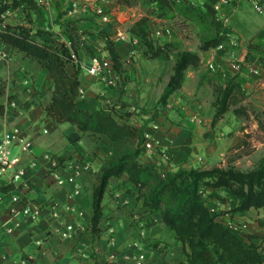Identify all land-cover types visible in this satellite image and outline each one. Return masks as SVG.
I'll return each mask as SVG.
<instances>
[{"label": "crops", "instance_id": "0c3cea01", "mask_svg": "<svg viewBox=\"0 0 264 264\" xmlns=\"http://www.w3.org/2000/svg\"><path fill=\"white\" fill-rule=\"evenodd\" d=\"M72 3L66 14L81 16L80 12L85 9V5L73 11L70 10ZM13 10L19 11L14 8L5 15ZM5 15L4 23L11 24L9 16ZM81 22L90 31L82 36L87 49L81 46L75 54L83 104L88 108H98L109 107L104 102L114 101L117 97L120 101L127 100L126 92H107V86L87 73L85 65L92 54L89 49L97 52L93 55L99 57L105 56L107 51L103 48V37L96 34L94 29H89L85 25L86 21ZM261 24L264 31L263 20ZM3 26L0 23V28ZM106 29L102 28L107 33ZM119 31L120 27L117 26L113 33L107 35L114 38L120 59L124 60L137 45L131 42L135 36L128 29L124 32L129 39L118 40L116 33ZM58 39L70 45L66 36ZM66 69L71 72L73 62L67 63ZM198 82L197 69L188 67L176 94L170 95L177 108L164 110L163 114L153 118L143 113L137 115L133 105L129 106L132 113L125 112L120 107L122 102L112 107L119 122L125 121L142 128L144 137L154 147L149 150L142 147L143 155H140V159L155 163L163 175L167 170L178 167H204L206 161L212 160L210 144H200L197 137L202 132L200 128L203 121L198 114V101L192 100L190 94ZM50 85L51 76L44 67L0 40V104L3 105L0 134L16 128L20 137L30 143L23 153L18 144L10 147L9 155L12 151V156L19 155L15 167H20L22 174L20 180L11 182L9 174L12 169L8 168L5 174L0 175V188L11 184L12 188L8 192L23 195L40 207L37 218H21L19 225L7 232L5 224L8 222L5 220L12 203L8 195L2 196L0 264H134L140 253L144 255L143 264H158L162 260L176 263L184 259L182 245L175 239L173 231L162 225L160 210L151 211L141 204L136 198V188L126 180V173L108 179L101 199V232L97 238H91L87 225L95 177L101 167L113 161L123 148L103 134L94 135L79 130L73 123H58L46 116L43 104L49 98ZM76 160L86 161L89 169L77 176L74 182L57 185L54 175L65 177ZM227 195L225 198L231 201L226 203V208L231 209L235 198ZM220 206L225 204L220 202ZM52 212H56L57 216H53ZM248 212L238 216L243 219L242 232L247 236V241L262 245L264 225L256 220L262 214L255 215V219L251 211ZM67 221L77 223L80 227L74 235L62 237L57 230Z\"/></svg>", "mask_w": 264, "mask_h": 264}, {"label": "rangeland", "instance_id": "374dc122", "mask_svg": "<svg viewBox=\"0 0 264 264\" xmlns=\"http://www.w3.org/2000/svg\"><path fill=\"white\" fill-rule=\"evenodd\" d=\"M73 1L51 0L50 5L45 8L29 5L23 10L17 7L19 11L13 10L5 17H11H8L11 24L22 22L34 28L41 27L55 32L61 38L63 33L59 27L54 26L55 18L59 12L67 13L68 6ZM86 1L80 0V7L84 4L85 9L79 14L90 18L89 22H85L89 29L97 31L106 27L107 33L111 34L117 26L124 31L134 19L147 17L144 27L146 30L166 26L171 32L169 38L145 37L142 34L135 37L137 46L133 53L129 52L127 58L118 60L114 66L118 82L115 86L106 88L107 92H126L127 100L120 101L117 97L114 101L104 102L105 105L112 108L117 102H122L120 107L127 113H132L129 106L133 105L137 115L143 113L150 118L163 114L164 110L176 109L177 104L171 96L177 90L164 103L159 98L172 73L178 53H193L198 58L197 63L188 62L184 72L189 67L197 69L199 74V82L190 94L192 100L198 101V114L203 121L200 128L202 132L197 137L200 144H210L212 148V160L206 161V166L202 168H225L232 165L237 170L246 171L264 163V70L253 75L245 69L233 71L228 67L231 57L255 64L264 57L262 18L246 1L240 0L236 6H223L220 13L212 8L210 3L213 0H194L191 4L188 0H134L131 6L119 4L116 0ZM103 13L108 16L107 21L101 19ZM0 23L4 24L3 17ZM112 39L114 38L108 37L106 45ZM218 41L223 43V48L214 55L217 70H209L205 66L207 51ZM89 50L92 52L91 56L97 53ZM105 56L109 57L107 54ZM229 84L232 85L230 89ZM215 111L222 112L216 119L213 118ZM134 143L135 141L128 140L119 145L127 148ZM236 143L239 146H235ZM12 155L13 151L9 156ZM208 193L210 190L206 188L203 193L205 203L216 210V215H229L242 223L243 219L238 218L239 215L232 214L231 209L226 208V203L231 201L225 198L228 196L226 193L220 191L221 197ZM220 202L225 206L221 207ZM262 210L261 207H251L247 212L251 211L254 218L255 215L262 214L255 218L258 220L264 217ZM237 232L243 234L242 228Z\"/></svg>", "mask_w": 264, "mask_h": 264}, {"label": "trees", "instance_id": "16d2710c", "mask_svg": "<svg viewBox=\"0 0 264 264\" xmlns=\"http://www.w3.org/2000/svg\"><path fill=\"white\" fill-rule=\"evenodd\" d=\"M116 2L131 6L134 0ZM19 4V1L0 4V13L9 6L17 8ZM29 5L36 6L27 1L20 7L24 10ZM146 18H138L131 24L128 28L131 35L149 36L150 31L144 28ZM81 20L89 22L90 18L85 14L69 16L65 11L59 12L55 18L54 24L69 39V46L60 41L55 32L23 23H4L3 28H0V40L36 60L49 72L50 95L43 104L46 116L58 123H73L79 130L94 135L103 134L119 144L128 140L135 141L133 146L123 148L113 161L103 165L95 177L87 225L91 238H97L101 232V199L108 179L126 173V180L136 188V198L149 210H160L162 225L172 230L175 239L182 245L184 259L176 263L162 260L158 264H264V244L247 241L243 234L217 219L209 211L203 194L206 188L210 190L208 194L216 197H221L220 191L233 194L235 204L231 208L232 214H245L251 207L264 210V163L246 171L237 170L232 165L225 168L178 167L167 170L163 175L155 163L142 161L140 155L146 139L142 128L125 121L119 122L112 108H88L83 104L79 93V65L70 58L71 51L76 54L79 47H85L82 36L90 33L83 27ZM96 34L103 37V48L114 68L118 60H121L115 41L112 39L106 45L108 33L102 28ZM197 60L193 53H178L172 73L160 95L161 102L164 103L180 87L187 63L192 61L196 64ZM69 62H73L71 72L66 69ZM231 84L228 89L232 88ZM2 112L3 105L0 104V114ZM221 113L215 111L213 118H218ZM235 146H239V143ZM11 188V184L2 186L0 192L7 193ZM258 223L264 225V217L258 219Z\"/></svg>", "mask_w": 264, "mask_h": 264}, {"label": "built area", "instance_id": "2783aa9c", "mask_svg": "<svg viewBox=\"0 0 264 264\" xmlns=\"http://www.w3.org/2000/svg\"><path fill=\"white\" fill-rule=\"evenodd\" d=\"M14 1H19L20 4L18 7L22 6L25 2L30 1L33 4H35L38 7H48L50 5L51 0H0V4H10ZM84 2L86 0H83ZM105 0H103L104 2ZM175 2H180L181 0H173ZM190 3H193L194 0H188ZM240 0H213L210 4L212 8L216 11V13H220L223 6H236L239 3ZM248 3L250 8L258 14L263 22H264V0H244ZM80 0L73 1L72 9L75 10L78 8ZM82 4L81 6H83ZM12 7H7L3 12L0 13V17H3L5 13L9 12ZM97 11L100 12V9L97 8ZM220 18H223V15H220ZM101 19L103 21H107L109 18L108 16L103 13L101 15ZM170 29L169 27L164 26H158L151 30L149 32V36H155V37H170ZM116 37L118 40H124L129 39V36L127 33H125L123 30H120L116 33ZM131 42L133 44H136V39H131ZM223 48V43L218 42L215 46L210 47L207 51L206 60H205V66L209 70H217L215 67L214 62V55L215 53L221 51ZM131 53H133L131 51ZM70 58L75 61L76 56L71 51L70 52ZM228 67L232 69L233 71H240L242 69H245L247 72L253 75H258L264 70V57L258 62V64H255L253 62H245L242 59H234L231 57V59L228 60ZM85 68L87 70V73L96 77L98 80H100L105 86L112 87L115 86L118 82V75L115 71V68L112 66V62L107 56L99 57L97 55L91 56L89 58V61L86 63ZM79 93H82L81 87L79 88ZM153 127H156L153 125ZM145 140L142 144L143 148L145 150L153 149L154 145L153 143L145 136ZM13 144H18L20 146L21 152H25L29 148V141L26 139H23L19 135V131L16 128H13L11 130L5 131L0 134V175L5 174L6 170L8 168L12 169L10 172V181H18L21 178L22 169L20 167H15L16 163L19 161V155L9 156V150L10 147ZM143 155V153L141 154ZM89 169V165L86 161H80L76 160L72 163L70 166V169L65 177H61L59 175H54V181L57 185H63L64 183H72L74 182L75 178L79 176L83 171H86ZM75 193L77 190L74 191ZM3 195H8V198L10 202L12 203L9 206L8 216L5 220V222H8L5 224V230L7 232H10L13 228L17 227L20 223V219L22 218H37L40 213V207L37 203L26 199L23 195H20L18 193H3L0 192V199ZM13 204H17L14 206ZM207 205V204H206ZM208 206V205H207ZM65 208H67L65 206ZM209 208V211L213 214H215L216 210L214 208ZM53 216H57L56 212H52ZM216 215V214H215ZM227 217H220L219 215H216V217L221 220L227 227L233 229V230H241L242 223L237 222L233 220L229 215H226ZM79 224L74 223L72 221H67L63 224L61 228H59L57 231L62 237L72 236L74 235L78 230ZM110 258L112 259L113 256L110 255ZM144 261V255L143 253H140L134 260V264H143Z\"/></svg>", "mask_w": 264, "mask_h": 264}]
</instances>
